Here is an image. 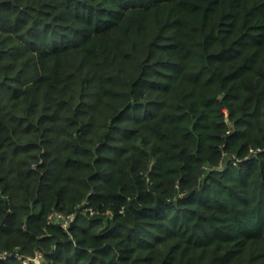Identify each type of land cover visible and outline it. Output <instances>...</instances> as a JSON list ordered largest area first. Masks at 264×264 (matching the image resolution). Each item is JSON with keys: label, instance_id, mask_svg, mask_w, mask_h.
<instances>
[{"label": "trees", "instance_id": "16d2710c", "mask_svg": "<svg viewBox=\"0 0 264 264\" xmlns=\"http://www.w3.org/2000/svg\"><path fill=\"white\" fill-rule=\"evenodd\" d=\"M37 248L264 264V0H0V250Z\"/></svg>", "mask_w": 264, "mask_h": 264}, {"label": "built area", "instance_id": "2783aa9c", "mask_svg": "<svg viewBox=\"0 0 264 264\" xmlns=\"http://www.w3.org/2000/svg\"><path fill=\"white\" fill-rule=\"evenodd\" d=\"M259 149L253 150L250 149L251 152H256ZM90 213H92V210ZM75 214L74 212H69L67 214L62 213L60 211H53L48 215L47 222L48 223H58L64 230L68 232V228L70 223L74 220ZM7 259H15L19 261L21 264H50L45 257V253L41 249H35L32 253H22L17 249L14 250H0V261Z\"/></svg>", "mask_w": 264, "mask_h": 264}]
</instances>
